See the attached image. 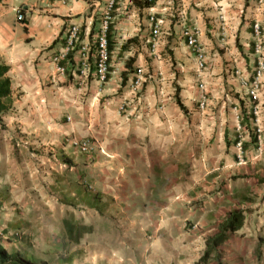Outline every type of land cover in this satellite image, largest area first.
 <instances>
[{"label":"crops","instance_id":"obj_1","mask_svg":"<svg viewBox=\"0 0 264 264\" xmlns=\"http://www.w3.org/2000/svg\"><path fill=\"white\" fill-rule=\"evenodd\" d=\"M107 1L0 0V63L8 66L11 83V107L0 120V244L11 254L38 252L40 245L47 250L46 239L65 232L63 221L72 220L92 229L83 232L82 255H72L68 264H195L205 233L194 236L196 225L174 228L183 198L176 194L159 203L156 192L181 189L189 174L203 169L218 171L215 186L222 172L242 168L233 159L238 123L262 129L259 151L249 136L245 143L251 165L264 160V111L251 121L253 104L239 82L254 77V22L261 28L264 57V8L257 0H156L149 8L114 0L110 72L99 84L92 71L84 78L79 69L85 55L93 62ZM16 8L24 13L23 23L16 20ZM149 14L162 22L154 51ZM183 24L197 30L206 57L201 73L180 35ZM72 25L80 28V45L60 59L65 73L59 75L52 57ZM137 68L147 80L133 88ZM261 100L259 95L258 107ZM71 136L91 137L104 154L73 152L64 142ZM83 181L97 194L84 191ZM152 206L166 208L153 212ZM211 212L206 219L212 220L204 221L205 214L198 220L200 228L219 217ZM258 212L236 232L240 242H260L264 226ZM32 221L40 223L32 235L41 244L12 237ZM151 232L161 239L149 242ZM81 237L71 242L79 244Z\"/></svg>","mask_w":264,"mask_h":264},{"label":"rangeland","instance_id":"obj_2","mask_svg":"<svg viewBox=\"0 0 264 264\" xmlns=\"http://www.w3.org/2000/svg\"><path fill=\"white\" fill-rule=\"evenodd\" d=\"M102 20V19H101ZM101 20L98 19V23L101 22ZM97 27V26H96ZM97 29V28H96ZM255 75V73H254ZM261 86L260 87V98L264 97V76L260 77ZM175 103L177 104L178 101L180 102V99L178 98V93L175 94L174 97ZM264 101V100H261ZM181 104V102H180ZM243 102L240 103V106L242 107ZM259 107V117L261 115V111L263 109L264 111V104ZM178 108L181 110L180 106L177 104ZM262 107V108H261ZM182 111V110H181ZM184 111V110H183ZM262 115H264V112H262ZM242 126V125H241ZM243 127V126H242ZM254 128V126L252 127ZM245 131H249L250 129H244ZM74 138L80 139V137ZM84 138H90L91 137H82ZM236 138V133L234 132V139L232 142V146L234 147V140ZM249 138L254 139L255 137L253 135H249ZM244 138V151H245V162L244 166L240 168L239 170L235 171L234 173H227L222 172L219 175V178L217 179L218 182L213 186L212 181L213 178L217 177V172H213L210 170L208 173H205L204 169L202 174H196L190 175L189 174V182L187 179V184H183L182 188H176V189H167L166 191H157L158 194L156 196V201L161 202L167 200L170 196L173 198L179 197L180 199L183 198V200H179L182 204L176 206V212L175 217L178 219L176 220V224L174 225V228L177 226V228L184 226V229L193 228L196 225V228L193 230L194 236H197L199 233H205V237L202 239H207L211 237L215 233V229L213 226H216L219 222H221L226 215L232 211V210H241L244 215V222L243 227L245 228L248 226L250 219L254 218L256 214H253L252 216H248L250 213L254 211V209H259L261 212H258L260 216H262L261 223L264 226V184H254L255 177H262L264 176V160L255 162L254 165L250 164V158H246L247 153V144L245 143ZM257 151L259 147L257 145L253 146ZM91 155V154H90ZM90 155H82L90 156ZM192 159H195L194 157L190 158V161ZM234 163H236L235 158ZM237 164V163H236ZM191 169V167H190ZM223 170V169H220ZM191 171V170H190ZM205 173V174H203ZM204 177H201V176ZM175 177V174H173ZM169 177H172L169 175ZM202 181V182H201ZM180 180H177V185L180 186ZM201 183L204 185L202 186ZM84 191H88L91 195L97 194L96 188H88L89 184H85V182H82ZM149 193V192H148ZM155 193H153L154 195ZM1 204V201H0ZM152 209L153 212L158 211L160 209H164L166 207L164 206H152L149 207ZM100 209L102 212L104 211L103 207L101 206ZM215 210V214H217L219 217L216 218V220L213 223H205V225L201 226V228L197 225L199 222L198 220H201L202 216H204V221L212 220L206 219V215H211ZM208 211V212H207ZM162 213V212H161ZM92 216V215H91ZM248 217L249 221L248 224H246V218ZM185 219V220H184ZM159 220V219H158ZM79 223V222H77ZM154 224H160L158 221L153 222ZM40 223L37 222H28L27 226L23 228V230L15 229L17 232L22 234L20 240L23 241L25 245L30 244L32 241L36 244V242L43 241L42 239H39L34 237L35 235H32V232L36 231L38 229V225ZM62 225V224H61ZM82 227H90L91 226H85L83 224H80ZM31 226L32 228H29ZM34 227V228H33ZM61 227V226H60ZM241 228V229H242ZM35 229V230H34ZM90 229V230H91ZM14 232V231H13ZM84 230L82 232H79V234H82V237L79 241V244H74L70 240L67 239L66 234L63 230H61L57 235H54V237L48 240L50 242L51 248L47 250H42V246L40 245L38 248V252L28 253L27 255L25 253H21L20 256H22L25 259L31 260V264H68L65 262L66 259L71 258L72 255H76V258H79V256L82 255V246H83V237L85 233L83 234ZM240 233V232H237ZM233 234L230 238L233 240L231 242V245L228 244V242L223 244L221 246L222 252H223V264H264V234L261 236L260 242H258L255 245H252L250 243H245L244 241L240 242V234ZM153 236V237H152ZM147 237H150L148 241L151 242L155 239H161V234L159 232H151L147 234ZM163 237V236H162ZM13 238H10V241H12ZM205 249V242H204V248L201 252V256ZM42 250V251H41ZM200 256V257H201ZM212 257L209 258V261L206 264H215L212 260Z\"/></svg>","mask_w":264,"mask_h":264},{"label":"built area","instance_id":"obj_3","mask_svg":"<svg viewBox=\"0 0 264 264\" xmlns=\"http://www.w3.org/2000/svg\"><path fill=\"white\" fill-rule=\"evenodd\" d=\"M66 2V0H59ZM220 1V0H218ZM114 0H108L104 9V14L101 22L98 26V31L95 38L94 49L92 52L93 62H89V54L85 55L81 62L79 69V75L87 78L90 73V67H93L94 78L99 84H105L109 75V51H108V38L107 31L109 24L112 21V12L114 9ZM258 7L264 8V0H257ZM16 20L18 22H24V13L21 9H15ZM148 22L150 25V45L152 51H154L159 42V36L162 32V22L156 17L155 14L148 15ZM254 37V50L258 55L256 58L255 75L249 81L243 77L239 79L242 88L245 91V96L253 104L251 109V120L257 119L259 115V109L257 103L259 102V92L261 87L260 77L264 76V57L262 55L263 43L261 36V28L258 22H254L252 26ZM180 35L184 40L186 46L190 49L196 60L198 72L201 73L205 70L206 57L203 51V47L198 42V33L194 26L183 24L181 25ZM80 45V28L77 25L70 26L66 31L63 46L61 50L52 57V62L56 66V71L59 75H64L65 69L59 66L58 63L61 58L68 56L73 50ZM235 74L239 75L238 70H235ZM147 76L144 75L142 69L137 68L135 71V77L132 82L133 88L142 87L146 82ZM199 88H203V84L199 85ZM201 107L204 105V97L200 103ZM249 135L255 137V144L260 148L262 144V129L255 124L254 128H250L249 131H245L244 128L238 123L236 127V138L234 140V158L237 164H244L245 151H244V138ZM65 145L73 152L90 155L96 149L104 154L103 149L90 138L77 139L74 137H68L64 140ZM12 237L15 240L21 238V233L13 232Z\"/></svg>","mask_w":264,"mask_h":264},{"label":"trees","instance_id":"obj_4","mask_svg":"<svg viewBox=\"0 0 264 264\" xmlns=\"http://www.w3.org/2000/svg\"><path fill=\"white\" fill-rule=\"evenodd\" d=\"M156 0H135V3L140 8H149L154 6ZM111 31V23L109 24L107 31V38H109V33ZM108 39V51L110 48ZM9 71L8 66L0 63V120L1 116L5 114L11 107V83L7 76ZM91 74H93V67H90ZM182 109V105L178 101L177 103ZM251 114V113H250ZM251 119V115H249ZM252 121V120H251ZM254 140V139H253ZM254 184H264V176L255 177ZM244 222V215L241 210H232L226 217L219 222L213 228L216 230L215 233L205 240V249L200 257V259L195 264H206L209 261V258L212 257V261L215 264H223V252L221 246L226 243L233 234H236L239 231ZM63 227L65 234L68 240L72 242H78L80 238L79 232L90 231V227H82L79 224L75 223L72 220H64ZM66 263L71 262V259H66ZM0 264H31V260H27L20 256V254H11L9 253L1 244H0Z\"/></svg>","mask_w":264,"mask_h":264}]
</instances>
